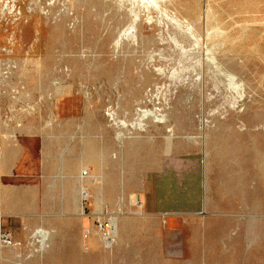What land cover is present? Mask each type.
I'll return each instance as SVG.
<instances>
[{"label":"rangeland","instance_id":"1","mask_svg":"<svg viewBox=\"0 0 264 264\" xmlns=\"http://www.w3.org/2000/svg\"><path fill=\"white\" fill-rule=\"evenodd\" d=\"M8 2L21 15L14 19L5 11ZM102 3L0 0V142L17 143L14 137L26 121L31 122L27 131L56 141L64 132H79L90 139L116 138L110 181L102 177L104 171L101 177L87 168L80 173L86 175L77 209L84 219L78 245L76 230L74 235L71 232L76 220L59 216L64 211L57 202L60 198L54 196L49 180L42 179L49 165L33 173L38 179L22 180L15 188L11 184L6 193L2 188V196L6 195L0 199H4L2 224L15 248L0 250V264H264V0H175L162 8L197 23L195 28L203 35L220 24L230 37L233 44H226L228 55L218 58L224 68L232 66L245 85L247 98L236 105L238 113L225 98L229 94L223 78L208 65L198 74V61L205 56L187 39L180 40L181 51L171 38L179 37L177 29L163 14L135 5L139 16L133 40L129 34L132 6ZM208 9L211 20L204 18ZM120 38L121 44L115 47ZM227 56L235 64L227 63ZM154 108L169 116L167 125L175 132L147 119L143 122L147 128L140 129L139 110ZM29 152L34 171L48 157L62 154L60 148L52 147ZM90 155L86 160L92 159ZM5 164L11 166L12 161ZM17 200L22 203L16 204ZM136 201L146 214L143 219L133 215L138 207L131 203ZM105 210L113 214V232L118 226L122 229L119 241L114 237L109 244L96 221ZM40 229L48 235L43 251Z\"/></svg>","mask_w":264,"mask_h":264},{"label":"crops","instance_id":"2","mask_svg":"<svg viewBox=\"0 0 264 264\" xmlns=\"http://www.w3.org/2000/svg\"><path fill=\"white\" fill-rule=\"evenodd\" d=\"M30 123V121H26V126H23L22 130H20L17 136L14 137L15 140H17V143L0 142V172L2 175L0 199L5 198L6 196L4 193L2 196V188L6 193V189L11 184V186L15 188L16 185H22V180H28L31 178L38 179L33 173L39 172L42 167L49 165L44 167L47 174L42 179L49 180L51 188L55 191L54 196L60 198L59 201H56L63 205L64 211H61L59 216L65 220H68L69 218L76 220L73 222V226H71V232L72 235H74L73 232L76 230L75 234L78 239V245L79 234L84 226V219L79 218L77 212L78 205L83 200L81 189L84 185V179L81 178L80 173L82 169L87 168L88 172L92 175L101 177V173L104 171L102 177L110 179L111 166L114 164L111 159V153L116 149V138L111 136L108 138H101L98 135L90 139L85 138V136L79 132H64L61 133V138H57L61 141H56L55 139L48 137L47 134H37L27 131L29 127L27 125ZM2 140L6 139L3 138ZM51 147L60 148L62 154L57 157H48V159L46 157L47 160H44V165L41 164L40 168L38 169L37 167L38 170L35 169L34 171L31 164L34 159L31 157L29 151L36 149L47 150ZM17 152H20L21 154L18 156ZM90 154L92 155V160H86V155ZM7 160L12 161L11 166H6L5 163ZM72 169L74 170L72 171ZM3 200L4 199H2V202L0 200V212L4 210ZM39 202L43 203L44 201L39 200ZM15 203L20 204L22 202L17 200ZM19 206L20 205L16 206L18 213ZM65 242H69L67 236Z\"/></svg>","mask_w":264,"mask_h":264},{"label":"bare ground","instance_id":"3","mask_svg":"<svg viewBox=\"0 0 264 264\" xmlns=\"http://www.w3.org/2000/svg\"><path fill=\"white\" fill-rule=\"evenodd\" d=\"M91 2L93 1V3L94 2H97V3H117V4H120L121 5V7H122V5L125 3H129L132 7L130 8V12L131 13H133L134 14V19H133V22L131 23V26H130V33L129 34H131L132 35V38H133V40H135V35L133 34V32H134V27L135 26H137V25H135L136 23V19L138 18V13L136 12V9H135V5H137L138 7V9H144V10H147V11H149V10H157V11H159L158 13H161V14H163L162 16L166 19H168V21H169V23L173 26V27H175L176 29H177V33H178V35H179V37H176V35H174L173 37H171L172 38V40H173V42L176 44V46H179L180 48L179 49H181V51H182V49H183V45H180L179 44V42H180V40H181V42H182V40L183 39H187L189 42H191L192 44H193V47H195L197 50H199V52L201 51V53H202V55L201 56H205V58H202L203 60H199L198 61V65H199V70H200V73H198V74H201V71L203 70V67L205 66V65H208V66H212L211 68L213 69H215V71L218 73V75L219 76H221L222 78H223V80H224V83H222L223 84V86H224V88H226V90H227V92H228V96H225V98H227V100L229 101V103H230V107L233 109V111L235 112V113H238L237 112V104L238 103H241L244 99H245V97H246V93H245V85H243V83H242V81H241V79L239 78V76H238V72H235L234 70H233V68H232V66H231V68L229 67V64L227 65L228 67H226V68H224L221 64L222 63H224V62H222V61H220V62H222V63H220L219 62V58H218V56L219 55H221V56H223L222 58H224V56H226V55H228L227 54V51H226V44H227V42L228 43H231V41H230V37L228 36H226V33H224V31L222 30V28H221V26H220V24H216V25H214L213 27H212V30H211V32H209L208 30V32L206 31V33L203 35V33L201 34V33H199V31L195 28V25L197 24V23H193V19H194V17H193V15H192V20H189V21H192V23L191 22H188L185 18H183V17H179L177 14H176V12L174 13V12H171V13H169L168 11H167V9H164V10H162V8H165L167 5H173L174 4V2H175V0H90ZM205 1V0H204ZM241 1V0H240ZM247 1V0H246ZM250 1V0H249ZM252 1V0H251ZM256 1V0H255ZM102 3V4H103ZM211 4V3H210ZM246 4V3H245ZM251 4V3H250ZM98 5H100V4H98ZM127 5V4H126ZM255 5V4H254ZM117 6V5H116ZM248 6H249V4H248ZM251 6V5H250ZM260 6V5H259ZM134 7V8H133ZM252 7V6H251ZM116 8V7H115ZM244 8H245V6H244ZM137 9V10H138ZM185 9V8H184ZM249 9V8H248ZM256 9V8H255ZM127 10V9H126ZM129 10V9H128ZM174 10V9H173ZM142 11V10H141ZM190 11H191V9H190ZM214 11V10H213ZM187 12V11H186ZM130 13V14H131ZM129 14V15H130ZM197 15H199V14H197ZM200 15H202V14H200ZM212 14L210 13V10L208 9V11H207V14H206V16L204 17L205 19H210L211 20V17L213 16H211ZM191 16V15H190ZM190 16H189V18H190ZM131 17V16H130ZM142 17V16H141ZM147 17V16H146ZM153 17H154V15H153ZM200 17V16H199ZM198 17V18H199ZM158 18V17H157ZM187 18V17H186ZM202 18H203V15H202ZM203 18V19H204ZM149 19V18H148ZM166 19V20H167ZM139 20V19H138ZM143 20V19H142ZM164 20V19H163ZM200 20H201V17H200ZM199 20V21H200ZM210 20H208V21H210ZM155 21V20H154ZM203 21V20H202ZM143 22V21H142ZM142 22H140V23H142ZM145 22H147V20L145 21ZM148 22H149V20H148ZM151 22V21H150ZM201 22V21H200ZM152 23V22H151ZM203 23H205V21H203ZM201 24H202V22H201ZM209 24V23H208ZM149 25V24H148ZM168 25V24H167ZM166 25V26H167ZM160 26V25H159ZM198 26H200V28L202 27L201 25H198ZM198 26H196V27H198ZM138 27H140L139 25H138ZM156 27V26H155ZM163 27V26H162ZM204 27V26H203ZM165 28V27H164ZM139 29V28H138ZM166 29V28H165ZM125 30V29H124ZM161 30V29H160ZM172 30V29H171ZM201 30V29H200ZM127 31V30H126ZM125 31V32H126ZM138 31V30H137ZM136 31V33H138ZM140 31V30H139ZM173 31V30H172ZM202 31H204L203 29H202ZM204 31V32H205ZM244 31V30H243ZM163 32H164V30H163ZM201 32V31H200ZM226 32V31H225ZM123 33V32H122ZM141 33H143V32H141ZM160 33V32H159ZM227 33H229V32H227ZM245 33V32H244ZM128 34V33H127ZM126 34V35H127ZM123 35H125V34H123ZM246 35V34H245ZM248 35V34H247ZM121 36V35H120ZM138 36V35H137ZM147 36V35H146ZM163 36V35H162ZM131 37V36H130ZM145 37V36H144ZM151 37V36H150ZM139 38V37H138ZM141 38V37H140ZM236 38V37H235ZM239 38V37H238ZM144 39V38H143ZM170 39V38H169ZM246 39V38H245ZM164 40V39H163ZM172 40H170V41H172ZM232 40V39H231ZM236 40H237V38H236ZM235 40V41H236ZM138 41H139V39H138ZM153 41V40H152ZM232 42H234V41H232ZM246 42V41H245ZM245 42H243V43H245ZM154 43V42H153ZM157 43H160V41L159 42H157ZM236 43V42H235ZM254 43V42H253ZM121 44V38L120 39H118V40H116V42H115V47L116 46H119ZM148 44V43H147ZM175 44H174V47H176L175 46ZM231 44H233V43H231ZM256 44H258V43H256ZM142 45V44H141ZM140 45V46H141ZM144 45V44H143ZM230 45V44H229ZM130 46H134V44H132V45H130ZM139 46V47H140ZM145 46V45H144ZM171 46V45H170ZM169 46V47H170ZM142 47V46H141ZM140 47V48H141ZM146 47H148V46H146ZM172 47V46H171ZM233 47V46H232ZM232 47H229V48H232ZM253 47V46H252ZM128 48V47H127ZM131 48V47H130ZM134 48V47H133ZM173 48V47H172ZM253 48H255V47H253ZM175 50H176V48H175ZM175 50H174V52H175ZM244 50V49H243ZM188 51V50H187ZM260 51V50H259ZM264 51V50H263ZM160 52H161V50H160ZM177 52V51H176ZM192 52H194V51H192ZM252 52V51H251ZM250 52V53H251ZM165 53V52H164ZM255 53V52H254ZM173 54V53H172ZM171 54V55H172ZM176 53H174L173 55H175ZM257 54V53H256ZM263 54V53H262ZM130 55H131V53H130ZM177 55V54H176ZM230 55V54H229ZM182 56H183V54H182ZM260 56V55H259ZM176 57V56H175ZM194 57V56H193ZM163 58V57H162ZM174 58V57H173ZM185 58V57H184ZM188 58V57H187ZM186 58V59H187ZM260 58V57H259ZM263 58H264V56H263ZM126 59V58H125ZM133 59H134V57H133ZM133 59H131V60H133ZM180 59V58H179ZM190 59V58H189ZM249 59V58H248ZM261 59V58H260ZM131 60H130V62H131ZM170 60V59H169ZM173 60V59H172ZM191 60H192V58H191ZM220 60H221V58H220ZM223 60V59H222ZM225 60H226V62L227 61H229L230 63H231V65L232 64H235V59H233V58H228V56L227 57H225ZM225 60H223V61H225ZM262 60V59H261ZM161 62V61H160ZM174 62V61H173ZM172 62V63H173ZM177 62H179L178 60H177ZM176 62V63H177ZM193 62V61H192ZM195 62V61H194ZM241 61H239L238 63H240ZM164 63V62H163ZM162 63V64H163ZM197 63V62H196ZM228 63V62H227ZM263 63H264V61H263ZM162 64H160V65H162ZM168 64V63H167ZM186 64V63H185ZM257 64V63H256ZM131 65H132V63H131ZM171 65V64H170ZM195 65V64H194ZM264 65V64H263ZM159 66V65H158ZM157 66V67H158ZM177 66V65H176ZM207 66V67H208ZM163 67V66H162ZM166 67V66H165ZM171 67V66H170ZM193 67V66H192ZM177 68V67H176ZM206 68V67H205ZM209 68V67H208ZM264 68V67H263ZM207 69V68H206ZM258 69V68H257ZM170 70V69H169ZM168 70V71H169ZM188 70V69H187ZM190 70V69H189ZM193 70V69H192ZM209 70V69H208ZM214 71V72H215ZM165 73L167 72V71H164ZM263 72V71H262ZM171 73V72H170ZM257 73V72H256ZM183 74V73H182ZM196 74V73H195ZM203 74V73H202ZM248 74V73H247ZM161 75V74H160ZM164 75V74H163ZM168 75V74H167ZM167 75H166V78H167ZM245 75V74H244ZM255 75V74H254ZM165 76V75H164ZM183 76V75H182ZM188 77V76H187ZM191 77V76H190ZM260 77V76H259ZM165 78V77H164ZM168 78H169V76H168ZM167 78V79H168ZM199 78V77H198ZM242 78V77H241ZM262 78H263V76H262ZM259 79V78H258ZM171 80V79H170ZM180 80V79H179ZM244 80V79H243ZM261 80V79H260ZM220 81V80H219ZM218 81V82H219ZM222 81V80H221ZM257 81V80H256ZM262 81V80H261ZM166 82V81H165ZM203 82V81H202ZM209 82H212V81H209ZM208 82V83H209ZM260 82V81H259ZM258 82V83H259ZM264 82V81H263ZM207 83V84H208ZM163 84V83H162ZM172 84V83H171ZM200 84V83H199ZM207 84H204L205 86L207 85ZM165 85V84H164ZM167 85V84H166ZM221 85V84H220ZM168 86V85H167ZM175 86V85H174ZM174 86L172 87V89H174ZM212 86V85H211ZM222 86V85H221ZM222 86V87H223ZM176 87V86H175ZM179 87V86H178ZM184 87V86H183ZM202 87V86H201ZM217 87V86H216ZM247 87V86H246ZM171 88V87H170ZM168 89V90H171V89ZM191 88V87H190ZM210 88V87H209ZM221 88V87H220ZM248 88V87H247ZM163 89V88H162ZM177 89V88H176ZM180 89V88H179ZM184 89V88H183ZM208 89V88H207ZM206 89V90H207ZM257 89V88H256ZM258 89H260V88H258ZM193 90H196V89H193ZM198 90V89H197ZM264 90V89H263ZM180 91H182V90H180ZM189 91V90H188ZM203 91V90H202ZM211 91V90H210ZM209 91V92H210ZM246 91H248V90H246ZM186 92H187V90H186ZM204 92V91H203ZM202 92V93H203ZM206 92V91H205ZM208 92V91H207ZM212 92V91H211ZM218 92V91H217ZM220 92V91H219ZM264 92V91H263ZM164 93H166V92H164ZM169 93V92H168ZM167 93V94H168ZM175 93V92H174ZM177 93V92H176ZM179 93V92H178ZM180 93H182V92H180ZM195 93H196V91H195ZM212 93H214V91L212 92ZM216 93V92H215ZM221 93V92H220ZM223 93V92H222ZM194 94V93H193ZM192 94V95H193ZM206 94V93H205ZM171 95H173V94H171ZM180 94H178V96H179ZM188 95V94H187ZM198 95V94H197ZM202 95V94H201ZM207 95V94H206ZM205 95V96H206ZM212 95V94H211ZM217 95H218V93H217ZM223 96H224V93L222 94ZM227 95V94H226ZM248 95V94H247ZM194 96V95H193ZM199 96H200V94H199ZM255 96H256V94H255ZM154 97V96H153ZM168 97V96H167ZM202 97V96H201ZM201 97H199L200 99H201ZM151 98V97H150ZM161 98V97H160ZM171 98V97H170ZM214 98V97H213ZM218 98V97H217ZM222 98V97H221ZM247 98V97H246ZM159 99V98H158ZM176 99V98H175ZM180 99V98H179ZM203 99V98H202ZM204 99H205V97H204ZM211 99V98H210ZM210 99H208V101L210 100ZM161 100H163V99H161ZM212 100V99H211ZM169 101V100H168ZM204 101V100H203ZM202 101V102H203ZM214 101V100H213ZM249 101V100H248ZM247 101V102H248ZM173 102L174 101H172V104H173ZM176 103H177V101H175ZM174 102V103H175ZM201 102V103H202ZM211 102V101H210ZM217 102V101H216ZM244 102H245V100H244ZM142 103V102H141ZM204 103V102H203ZM243 103V102H242ZM159 104V103H158ZM205 104V103H204ZM209 104V103H208ZM246 104V103H245ZM161 105V104H160ZM213 105V104H212ZM141 106V105H140ZM144 106V105H143ZM159 106V105H158ZM176 107V106H175ZM213 107V106H212ZM225 107H226V105H225ZM242 107H244V106H242ZM257 107V106H256ZM138 108V107H137ZM141 108V107H140ZM200 107H198V111L200 110L199 109ZM222 108V107H221ZM171 109H173V108H171ZM241 109V108H240ZM260 109V108H259ZM169 110V109H168ZM175 110V109H174ZM174 110H173V112H174ZM243 110V109H242ZM197 111V110H196ZM169 112V111H168ZM175 112H176V110H175ZM195 112V111H194ZM193 111L192 112H190V113H194ZM210 112V111H209ZM242 112V111H241ZM113 113V112H112ZM166 113H167V111H166ZM170 113V112H169ZM197 113V112H196ZM196 113H194L195 115H196ZM199 113V112H198ZM201 113V112H200ZM205 113V112H204ZM229 113V112H228ZM186 114V113H185ZM206 114V113H205ZM224 114H226L227 115V113H224ZM112 115V114H111ZM170 115V114H169ZM173 114H171L170 116H172ZM175 115V114H174ZM174 115H173V117H174ZM176 115H179V114H176ZM192 115V114H191ZM195 115H194V117H195ZM199 115V114H198ZM201 115V114H200ZM199 115V116H200ZM214 115H216V114H214ZM218 115V114H217ZM225 115V116H226ZM137 116H138V119H137V125L140 127V129L141 130H145L146 128H147V125L145 124V123H143L144 121H145V119H147V120H151L152 122H154V123H156V124H158V125H160L161 127H163V128H165V130H167V128L169 127L170 128V126H168L167 124H168V117H166V115H164L163 113H161V108L159 109V108H154V110H148V109H140L139 110V113L137 114ZM187 116H189V115H187ZM207 116V115H206ZM205 116V117H206ZM209 116V115H208ZM184 117V116H183ZM210 117H212V115L210 116ZM219 117V116H218ZM172 118V117H171ZM175 118V117H174ZM188 118V117H187ZM198 118H200V117H198ZM207 118V117H206ZM194 119V118H193ZM202 119H203V117H202ZM210 118H208V120H209ZM221 119V118H220ZM225 119V118H224ZM171 120V119H170ZM174 120V119H173ZM172 121V120H171ZM210 121V120H209ZM203 122V121H202ZM214 122H216L215 121V118H214ZM204 123V122H203ZM206 123V122H205ZM212 123H213V121H212ZM131 125V124H130ZM158 125H156V126H158ZM205 125H207V124H205ZM215 125H216V123H215ZM220 125V124H219ZM125 126V125H124ZM133 126V125H132ZM221 126V125H220ZM219 126V127H220ZM134 127V126H133ZM160 127V128H161ZM206 127V126H205ZM154 128H155V126H154ZM206 128H208V127H206ZM209 128H210V126H209ZM221 128V127H220ZM219 129V128H218ZM178 130V129H177ZM212 130V129H211ZM214 130V129H213ZM230 130V129H229ZM161 131V130H160ZM160 131H158V133L160 132ZM215 131V130H214ZM213 131V132H214ZM223 131V130H222ZM222 131H221V133H220V135H219V133H218V135L219 136H221V134H223L222 133ZM163 132V131H162ZM168 132H175V129H174V127H171L170 128V130H168ZM209 132V131H208ZM117 133H119V132H117ZM210 133V132H209ZM172 134V133H171ZM175 134V133H174ZM214 134V133H213ZM224 134H225V132H224ZM227 134V133H226ZM124 134H122V136H123ZM206 136H208V134L207 135H205L204 137H203V141L206 139ZM214 136V135H213ZM121 137V136H120ZM198 137V136H197ZM214 137H216V136H214ZM164 138H166V137H164ZM174 139V138H173ZM173 139H171V140H167V143H168V148H169V145L171 144V141L173 142ZM214 140H216L215 138H213ZM253 139V137L251 138V140ZM119 140V139H118ZM166 140V139H165ZM177 140V138L175 139V141ZM179 140V139H178ZM210 140V139H209ZM182 141V140H181ZM206 141V140H205ZM226 141V140H225ZM227 141H228V139H227ZM236 141V140H235ZM254 141V140H253ZM179 143H180V141H178ZM178 142H175V143H178ZM164 143H165V141H164ZM208 143V142H207ZM205 144V143H204ZM220 144V143H219ZM223 144V143H222ZM252 144V143H251ZM143 145V144H142ZM162 145V144H161ZM174 145V144H173ZM172 145V146H173ZM144 146V145H143ZM208 146H209V144H208ZM215 146H216V144H215ZM220 146V145H219ZM157 147V146H156ZM181 147H182V145H181ZM221 147V146H220ZM219 147V148H220ZM135 148L136 147H134V150H135ZM158 148H160V147H158ZM174 148V147H173ZM207 145L205 144L204 145V155H205V157L208 155L207 154ZM215 148V147H214ZM132 149V148H131ZM162 149H163V147H162ZM170 149V148H169ZM173 150V149H172ZM207 150V151H206ZM213 150V149H212ZM255 150H256V148H255ZM258 150V149H257ZM203 151V150H202ZM231 151H233V150H231ZM238 151V150H237ZM259 151V150H258ZM130 152H131V150H130ZM140 152V151H139ZM149 152V151H148ZM218 152V151H217ZM220 152V151H219ZM216 153V152H215ZM214 153V156L216 155ZM221 153V152H220ZM219 153V154H220ZM222 153H224V152H222ZM232 153V152H231ZM144 154V153H143ZM153 154V153H152ZM254 154V153H253ZM260 154H261V152H260ZM263 154V153H262ZM156 155V154H155ZM221 155V154H220ZM143 156H145V155H143ZM152 156V155H151ZM140 157V156H139ZM217 157V156H216ZM222 157V156H221ZM255 157V156H254ZM154 158V157H153ZM218 158V157H217ZM220 158V157H219ZM238 158V157H237ZM88 159L89 160H92L90 157H88ZM129 159H131V158H129ZM134 159V158H133ZM213 159V158H212ZM253 159V158H252ZM128 160V159H127ZM138 160V159H137ZM149 160V159H148ZM154 160V159H153ZM152 160V161H153ZM206 160V159H205ZM237 160V159H236ZM76 161V160H75ZM129 161V160H128ZM136 161V160H135ZM141 161V160H140ZM143 161V160H142ZM212 161H214V160H212ZM255 161H256V158H255ZM138 162H139V160H138ZM218 162V161H217ZM216 162V163H217ZM68 163H70V162H68ZM131 163V162H130ZM137 163V162H136ZM134 164H135V162H134ZM133 164V165H134ZM138 164H140V163H138ZM144 164H145V162H144ZM213 164H215V163H213ZM258 164V163H257ZM141 165V164H140ZM205 165V164H204ZM67 166H70V165H67ZM206 166V165H205ZM223 166H225V165H223ZM260 166V165H259ZM209 167V166H208ZM227 167V166H226ZM71 168H73V167H71ZM261 167H259V169H260ZM205 169V168H204ZM74 169H72V171H73ZM214 170H215V168H214ZM71 171V170H70ZM211 171V170H210ZM261 171H263V170H261ZM85 172H86V170H85ZM72 173V172H71ZM213 173H214V171H213ZM226 173V172H225ZM232 174H234V173H232ZM231 174V175H232ZM263 174V173H262ZM215 175V174H214ZM90 176H92V175H90ZM109 176V175H108ZM77 177V176H76ZM94 177V176H93ZM97 177V176H96ZM263 177V176H262ZM213 178V177H212ZM94 179V178H93ZM95 180V179H94ZM108 180H109V178H108ZM209 180V179H208ZM211 180V179H210ZM107 181V180H106ZM110 181V180H109ZM109 181H107V182H109ZM212 181V180H211ZM205 182V181H204ZM236 182V181H235ZM108 184V183H107ZM106 184V185H107ZM111 184V183H110ZM211 184V183H210ZM255 184V183H254ZM109 185V184H108ZM107 185V186H108ZM113 185V184H112ZM111 185V186H112ZM207 185H209L208 183H207ZM206 186V185H205ZM110 187V186H109ZM252 187V186H251ZM108 188V187H107ZM111 188V187H110ZM116 188H117V186H116ZM209 188V187H208ZM258 188V187H257ZM109 189V188H108ZM113 189V188H112ZM114 190H115V185H114ZM82 191V190H81ZM105 191V190H104ZM111 191H113V190H110V192ZM116 191V190H115ZM107 193V192H106ZM105 193V194H106ZM115 193V192H114ZM42 194H43V192H42ZM109 194V193H108ZM108 194H106V195H108ZM209 194V193H208ZM231 194V193H230ZM113 195V194H112ZM229 195V194H228ZM219 196V195H218ZM221 196V195H220ZM224 196V195H223ZM222 196V197H223ZM130 198V197H129ZM44 199V198H43ZM85 199V198H84ZM122 199V198H121ZM39 201V200H38ZM68 201V200H67ZM256 201V200H255ZM259 201V200H258ZM69 202V201H68ZM67 202V203H68ZM137 202V201H136ZM69 205V204H68ZM131 205H137V210H136V213L134 212V216H136L137 218H144V216L146 215H144V213H143V211H142V204H140L139 202H137V203H131ZM261 206H262V204H261ZM134 207V206H133ZM253 207V206H252ZM135 208V207H134ZM37 209V208H36ZM261 209V208H260ZM133 212V211H132ZM146 213V212H145ZM81 216H83V215H81ZM132 217V216H131ZM126 220V219H125ZM130 220V219H129ZM133 220V219H132ZM131 220V221H132ZM224 220V219H223ZM124 221V220H123ZM136 221V220H135ZM225 221V220H224ZM121 223V222H120ZM132 223V222H131ZM137 223H138V219H137ZM126 224V223H125ZM129 224V223H128ZM134 224V223H133ZM225 224V223H224ZM120 225V224H119ZM122 225V224H121ZM222 225V224H221ZM123 226V225H122ZM121 226V227H122ZM127 226V225H126ZM128 227H130V226H128ZM221 227V226H220ZM40 228V227H39ZM42 228V227H41ZM120 229L121 228H119V226H118V229L114 232V236L117 238V241H119L118 240V237L120 236ZM124 229H126V228H124ZM133 229V228H132ZM48 230V229H47ZM52 231V230H51ZM121 231H122V229H121ZM124 231V230H123ZM132 231V230H131ZM220 232V231H219ZM39 235H40V237H41V243L40 244H42V246H41V249L40 250H42L43 251V249H44V247H45V241H47V238H48V235H47V232L46 231H43V230H39L38 232H37ZM37 233L35 232L34 234H36V236H38L37 235ZM126 233V232H125ZM49 234V233H48ZM52 234V233H51ZM35 236V237H36ZM50 236V235H49ZM34 237V236H33ZM32 237V238H33ZM34 237V238H35ZM40 237H39V239H40ZM50 238H54V237H50ZM40 241V240H39ZM52 241V243L54 242L53 240H51ZM34 242V241H33ZM48 242H49V240H48ZM113 243H114V241H113ZM19 244V243H18ZM48 244H50V243H48ZM54 244V243H53ZM108 244V243H107ZM52 245V244H51ZM95 246H96V242H95ZM13 248V247H12ZM15 248V247H14ZM13 248V249H14ZM51 247H49V249H50ZM94 248V247H93ZM21 249V248H20ZM109 249V248H108ZM1 250V249H0ZM3 250V249H2ZM39 250V251H40ZM52 250V249H51ZM37 251V250H36ZM49 251V250H48ZM100 251H102V250H100ZM10 252V251H9ZM13 252V251H12ZM35 252V251H34ZM45 252V251H44ZM50 252V251H49ZM8 253V252H7ZM41 253V252H40ZM10 254H11V252H10ZM38 254V253H37ZM5 256V255H4ZM3 258V257H2ZM82 261V260H81ZM85 261V260H84ZM4 262V261H3Z\"/></svg>","mask_w":264,"mask_h":264},{"label":"built area","instance_id":"4","mask_svg":"<svg viewBox=\"0 0 264 264\" xmlns=\"http://www.w3.org/2000/svg\"><path fill=\"white\" fill-rule=\"evenodd\" d=\"M4 10L8 11L10 15L13 16L14 19L17 18L18 14L21 15V11L19 9L17 10L16 5L15 4L10 5V2L6 4V9ZM0 153H1V150H0ZM83 175H86V173L82 172V175H80L81 178ZM1 178H2V175L0 172V193H1ZM82 194H84V191H82ZM112 217H113V214L110 213L108 210H105V212L98 215L96 219L98 227L102 231V233L100 234L103 236L104 241L108 244L111 243L113 238L115 237L114 232H113ZM2 222H3V216L0 212V249L15 246L14 239L12 238L9 232L4 230Z\"/></svg>","mask_w":264,"mask_h":264}]
</instances>
